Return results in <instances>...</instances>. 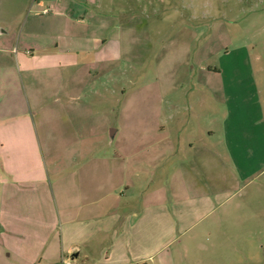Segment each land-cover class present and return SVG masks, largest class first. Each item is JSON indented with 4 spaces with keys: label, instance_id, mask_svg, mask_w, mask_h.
Masks as SVG:
<instances>
[{
    "label": "crops",
    "instance_id": "1",
    "mask_svg": "<svg viewBox=\"0 0 264 264\" xmlns=\"http://www.w3.org/2000/svg\"><path fill=\"white\" fill-rule=\"evenodd\" d=\"M8 1L7 8L0 2V218L9 240L31 247L10 248L11 253L21 264H184L177 260L186 259V250L177 248L182 237L212 221L223 203L221 195L231 191H225L230 181L215 182L217 163L228 167L233 161L247 174L250 160L264 159L259 148L264 146V112L260 105L253 112L247 106L255 96L245 85L249 80L244 83L247 61L232 60L222 72L223 90L215 88L207 100L198 96L202 105L197 108L184 107L194 113L181 116L179 130L201 137L200 142L184 141L185 155L177 158L174 171L170 157H177L181 148L174 147L171 128L165 125L162 138L158 128L139 122L130 124L125 137L121 128L110 135L107 127L92 140L97 154L84 143L88 138H73L83 143L69 156L65 177L57 172L51 189L58 207L44 216L49 192L43 203L42 187L10 186L5 178L16 169L12 132L24 130L36 107L35 97L33 104L31 98L27 102L25 71L48 69L56 75L59 111L65 114L73 93L98 87L103 77L116 82L123 27L129 25L134 33L130 24L136 16L158 13L177 0H13L14 7L21 2L24 8L16 24ZM220 102L226 107L222 119L215 106ZM180 109L176 111L182 115ZM79 110L85 112L84 107ZM167 118L164 122L171 123L172 114ZM162 164L161 183L153 186L152 172ZM222 169L223 177L231 176ZM206 230L198 227L193 241Z\"/></svg>",
    "mask_w": 264,
    "mask_h": 264
},
{
    "label": "rangeland",
    "instance_id": "2",
    "mask_svg": "<svg viewBox=\"0 0 264 264\" xmlns=\"http://www.w3.org/2000/svg\"><path fill=\"white\" fill-rule=\"evenodd\" d=\"M0 2L7 8L8 0ZM191 2H196L193 10L189 9ZM174 4L180 8L176 9ZM12 6L11 21L16 24L24 8L21 2H15L14 7L13 0L9 7ZM130 25L134 33L129 25L123 27L126 33L123 31V56L118 63L121 70L116 82L110 84L103 77L98 87L73 93L74 100L66 105L65 114L59 111L58 90L54 89L56 75L48 69L24 73L27 102L31 98L33 104L35 97L36 107L28 113L24 130L12 132L11 150L17 156L16 169L5 178L10 186L42 187L43 203L49 192L51 201L47 209L43 204L44 216L54 213L58 207L51 186L56 185L57 172L65 177L69 156L83 143L73 139L77 135L88 138L84 143L88 142L90 152L97 154L99 150L92 140L107 127L110 135L112 130L121 128L125 137L130 136V124L139 122L158 128L162 138L161 127L165 125L171 128L174 147L181 148L177 157L175 154L170 157L171 169L176 170L177 158L185 152H182L184 141L193 138L199 141L201 137L179 130L181 116L194 113L184 107L197 108L202 105L198 96H205L207 100L215 88L223 90L226 78L222 72L232 60L247 61L242 73L247 77L244 83L249 80L245 83L247 90L255 93L249 97L247 106L253 112L260 105L264 112V0L171 1L158 13L150 11L146 17L136 16ZM215 106L222 119L225 105L220 102ZM83 107L85 112L79 110ZM179 108L182 115L176 111ZM170 113L173 120L165 123ZM207 115L206 111L204 116ZM114 147L111 145L110 151ZM259 148L264 153V146ZM228 164L227 167L226 162L217 163L219 169L213 170L215 182L230 181L225 191L227 188L231 191L221 195V207L212 215V221L208 220L212 226H206L208 221L201 222L187 231L182 244L177 245L178 250H186V259L176 256L184 264H264V159L250 160L247 174L240 173L237 163L228 161ZM162 167L163 164L156 166L152 172L153 186L161 183ZM222 168L231 176L223 177ZM2 221L0 218V264H21L10 248L31 250V247L9 240ZM198 227L207 230L196 242L193 240ZM64 263L67 264L66 260Z\"/></svg>",
    "mask_w": 264,
    "mask_h": 264
}]
</instances>
